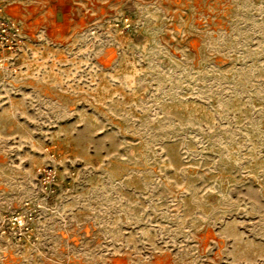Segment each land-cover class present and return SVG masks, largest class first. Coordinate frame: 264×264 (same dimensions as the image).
<instances>
[{"label": "rangeland", "instance_id": "rangeland-1", "mask_svg": "<svg viewBox=\"0 0 264 264\" xmlns=\"http://www.w3.org/2000/svg\"><path fill=\"white\" fill-rule=\"evenodd\" d=\"M0 54V264H264V0H115Z\"/></svg>", "mask_w": 264, "mask_h": 264}, {"label": "crops", "instance_id": "crops-1", "mask_svg": "<svg viewBox=\"0 0 264 264\" xmlns=\"http://www.w3.org/2000/svg\"><path fill=\"white\" fill-rule=\"evenodd\" d=\"M115 0H7L6 14L19 19L25 27H49L51 38L63 39L55 32L61 26L86 24L88 14L102 11Z\"/></svg>", "mask_w": 264, "mask_h": 264}, {"label": "built area", "instance_id": "built-area-1", "mask_svg": "<svg viewBox=\"0 0 264 264\" xmlns=\"http://www.w3.org/2000/svg\"><path fill=\"white\" fill-rule=\"evenodd\" d=\"M7 0H0V54L4 51L16 53L24 40L22 22L6 14Z\"/></svg>", "mask_w": 264, "mask_h": 264}]
</instances>
